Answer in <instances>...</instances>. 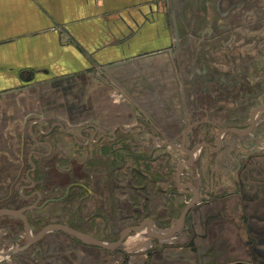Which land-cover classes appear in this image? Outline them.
<instances>
[{
  "label": "crops",
  "instance_id": "0c3cea01",
  "mask_svg": "<svg viewBox=\"0 0 264 264\" xmlns=\"http://www.w3.org/2000/svg\"><path fill=\"white\" fill-rule=\"evenodd\" d=\"M176 1L0 0V96L40 87L50 92L53 88V103L60 107L61 114L33 113L52 121L51 126L61 127L65 123L69 127L89 121L84 128L99 131L113 126L127 134L135 128L125 126L132 119L131 105L135 109L133 118L142 115L147 121L145 112L161 120L176 118L168 106L176 103V83L162 55V47L169 40V30L163 23L171 8L178 10ZM177 13L182 16L180 7ZM89 78L98 82L100 93L95 100L96 109L87 113L86 102L76 94L86 88ZM50 95L48 106L52 101ZM51 126L46 132L52 130ZM64 132L72 135L73 130ZM213 166L217 173L211 181H198L192 175L187 180L182 177L181 184H190L200 199L198 209L185 217L181 230L190 233L193 225L189 235L190 241H194L192 254L191 250L167 254L166 246H162V250L132 257V252H144L147 247L130 243L129 250L122 246L127 254L119 260L87 243L74 248L70 241L63 240L29 242L25 232L26 242L14 239L7 256L2 254L7 251L6 243H0V264H264V224L260 222L262 218H255L262 208L257 202L258 185L246 180L242 190L234 183V176L228 172V176L222 175L221 170L226 169L221 164ZM35 168L36 165L32 170ZM173 182L168 187L174 190L168 191L164 199L172 217L163 231L178 218L173 197L188 199L185 205L193 196L192 190L178 185L175 177ZM249 183L255 188H247ZM184 190H188V197ZM205 200L207 203H202ZM97 215L104 217L103 212ZM52 246L55 250H51ZM189 246L192 247L191 243Z\"/></svg>",
  "mask_w": 264,
  "mask_h": 264
},
{
  "label": "rangeland",
  "instance_id": "374dc122",
  "mask_svg": "<svg viewBox=\"0 0 264 264\" xmlns=\"http://www.w3.org/2000/svg\"><path fill=\"white\" fill-rule=\"evenodd\" d=\"M176 2H178V10L180 7L182 17L185 19L181 54L191 52V49L196 47V43H199L197 47L200 49H206L208 46L192 39L189 32L201 31L205 26H210L209 21L212 18H215V24L219 25L217 20L222 21V19H219L218 16L222 15L223 8L227 4L222 0H177ZM235 2L238 4L241 2L242 10L245 11V13L242 12V16H244L242 29L247 33L255 32L259 30L257 27L260 25L264 32V0H236ZM251 37H246L248 43L253 39ZM262 39L264 42V33ZM250 46H252L251 43L247 44L246 48ZM217 53L220 56L224 52ZM99 89L98 82L89 78L86 88L79 89L76 94V97L86 102L87 113L96 109L95 100L99 97ZM176 89L175 87V97L177 96ZM105 91L109 92V90ZM0 92L2 91L0 90ZM48 95L52 96L50 106L47 104ZM55 96L56 91L51 88L48 92L46 87L23 89L0 96V209L17 210L26 205H34V208L24 213L33 235L45 225L59 223L110 244L119 238L122 230L130 226H139L147 217L155 220L154 230L162 232L172 217L170 206L164 205L165 194L174 190L168 185L171 183L174 185L173 179L178 158L185 157L182 151L171 145L179 143L180 131L188 122L180 116L178 99H175V104L168 105L172 107L173 113L176 115V118L168 120L156 119L153 117V113L148 112H145L149 117L147 121L135 116L133 118L135 109L132 105L129 107L132 119L130 122L127 121L125 126L136 128L135 125L142 123L145 130L150 132V134L144 132V135L149 134L145 136L150 139L147 141L150 145L148 147L139 143L138 138L142 139L144 135L125 134L116 127H114L116 130L113 129V126L105 127L99 131L93 130L92 127L84 128L83 125L89 124V121L69 127L64 125L65 123L61 127L51 126L52 121L33 114L43 115L49 112L61 114L60 107L57 106V103L56 105L53 103ZM260 102L264 103V96L257 101V103ZM151 115L152 117H150ZM263 115V112L259 113L255 130L247 136H237L231 133L222 135V142L226 146L223 151L210 154L208 150L200 148L195 153L197 159L195 166H188L181 177H186L185 180H187L192 175L198 181H211L217 173L213 165H216L219 160L230 163L228 153L236 145H248L254 142L259 149L264 151ZM218 116L220 117L219 121L224 124L233 121L225 119L226 117L223 116L226 115L222 113H218ZM247 116L248 111L246 112ZM37 117L39 119H36ZM241 122L245 121L241 120ZM50 126L52 130L46 132ZM203 128H201L202 130L193 128L192 134L189 135L190 140L196 141L200 136L213 139L217 135L216 130L207 131ZM66 129H72L74 134L65 133ZM80 130L83 136L94 133L103 136L104 139L102 138L103 141H99L96 145L90 143L80 146L76 142L77 139H80ZM162 130L165 133V139L170 142L163 148L169 151L175 159L171 161L172 169L162 168V158L154 162V158L149 159L148 163L145 162L146 159L136 158L141 154L149 153L152 148L154 154L162 150V146L158 145L159 142L152 140L154 136H157L162 141ZM112 133L116 134V137L113 140L107 139L108 135L110 136ZM129 138L133 139L134 147L125 145ZM103 144L105 146H101ZM131 154H136L134 155L135 160L130 159ZM35 165L36 168L32 170ZM209 171L210 173H208ZM221 172L224 173L222 175H227L226 171L221 170ZM218 173L221 174L220 171ZM260 176H264V174ZM251 181L255 182L254 179ZM262 183L264 186V180ZM186 191L184 190L188 197L189 192ZM73 194L76 196H71ZM59 197H62V200L48 201L41 206L47 199ZM173 198L177 203L175 216H179L184 201L187 199L182 200L178 196ZM77 208L78 223L75 224L74 213ZM101 212L104 217L97 215ZM260 214H257L255 218H262L260 222L264 224V205L260 209ZM148 233L149 225L146 224L145 229L129 232L118 250L103 249V254L120 260L127 254L124 250L130 249L128 246L130 243H135L137 247L141 248L147 247L144 252L130 251L132 257L143 253L148 254L157 249L162 250V246H166L165 253L167 254L179 255L180 251L187 253V251L190 252L189 250L192 251L190 254L193 253V247L189 246L191 231L188 232L189 234L185 231H178L165 239L153 238ZM180 233L182 234L179 235ZM14 239H19V243L26 242L21 218L11 215L1 216L0 243L5 242L4 249L7 250L6 252L3 250V256L10 254L9 248L14 244ZM49 239L60 242L62 240L70 241L75 246L74 248L82 243L85 244V242L76 240L73 236L59 230L48 231L44 238L39 240V243H45ZM123 245L125 249L122 248ZM55 246H52L51 250H55ZM180 246L183 248L180 249ZM128 254L130 255V253Z\"/></svg>",
  "mask_w": 264,
  "mask_h": 264
},
{
  "label": "flooded vegetation",
  "instance_id": "af4514ba",
  "mask_svg": "<svg viewBox=\"0 0 264 264\" xmlns=\"http://www.w3.org/2000/svg\"><path fill=\"white\" fill-rule=\"evenodd\" d=\"M223 1H225L227 6L223 8L222 15L218 16L219 19H222V21L217 20L219 25L215 24V18H212L209 21L210 26H205L201 31L199 30L200 32L198 30L197 32H189V36L192 39L200 43H205L208 46L206 49H200L197 47L199 43H196V47L192 48L191 52L189 51L186 54H181V39L183 37V24L185 19L182 16H178L177 9L171 8L169 10L170 13L168 12L167 14V21L163 23L164 27H167L169 30L170 43L167 42V45L162 47V55L166 57L172 71V78L176 83V99H178L179 103L180 116L182 119L188 121L180 131L179 143L171 144L173 148H177L185 154L184 158L181 157L177 160L175 178L179 164L190 159V152L196 145L199 146L194 149L193 157L189 165L196 162L195 153L200 148L208 150L210 154H215L226 149V146L222 142V135L231 133L237 136H247L251 134L256 128L259 113L263 112L264 114V103H257V101L264 96V42L262 41L264 32L260 25L257 27L259 30L255 32H245L244 29H242V25L244 24V22H242L244 18L242 12L245 13V11L242 10L243 5H241V2L238 4L235 2L236 0H222V2ZM247 36L253 37L250 42L252 46L249 48H246L247 44H250L247 42ZM219 51H223L224 53L219 56L217 53ZM247 111L248 116L246 117ZM218 113L226 115L223 117H226L225 119L228 118V120H233L232 123L224 124V122H220ZM144 117L141 115V117L137 118L145 119ZM241 120L245 122H241ZM196 122L198 124L192 126L184 137L183 134L186 128L196 124ZM137 125L135 129H130L129 133L144 135V132H146L144 125L142 123ZM193 128L195 130H200L201 128L207 131L210 129L216 130L217 135L215 138L213 137V139L200 136L196 141L193 139L190 140L189 135L192 134ZM226 128H234L242 133H235L232 131L220 133L221 129ZM149 134L146 133L142 136V139L138 138L139 143L150 147L147 143L150 139L145 138V136ZM164 134L162 130V141L160 137L157 136H154L152 139L154 142H159L158 145L162 146V150L154 154L152 152L154 149L152 148L149 153L141 154L139 155L140 157L136 158L140 160L142 158L146 159V163L152 158H154L153 162L162 158V168L172 169L173 165L171 161L175 159L169 151L163 148L167 146V144H170V142L165 139ZM92 135L83 136L81 134L80 139L76 141L77 144L80 146L90 143L96 145L99 141H103L104 139L103 136L94 133ZM115 137L116 135L112 133L110 136L108 135L107 139L113 140ZM126 142H128L125 144L126 146H135L132 138L127 139ZM101 146L105 145L103 144ZM131 155L130 157L135 160L134 155L136 154ZM228 155L230 163H225L224 160H219L217 163L219 165L221 164L228 174L235 177L234 183L238 188H242V190L246 187V185H244L246 180L254 179V183H259L260 185L257 186L259 190L257 194L260 197L256 198L258 204L264 205V186L262 183L264 176H260L264 174V151L259 149L257 144L253 142L248 145L234 146ZM189 165H186L181 173H183L184 169ZM36 175L38 176L39 173ZM180 181L182 182L181 175ZM252 187L250 183L247 185V188L250 190L255 188ZM245 195L246 194H244V197ZM193 197L194 194L190 201L186 202L183 210L187 204L193 200ZM247 197L249 198L250 195ZM199 202L200 199L198 197L197 203L190 207L185 217H187L193 209H195L194 211L198 209L196 204ZM202 203H207V201L205 200ZM148 218L156 225L154 219L150 217L146 219ZM74 221L75 224L78 223L77 219ZM190 228L191 229L188 231L193 230L192 224ZM75 239L79 240L77 238ZM99 240L104 241L102 239ZM191 245L194 248L193 239Z\"/></svg>",
  "mask_w": 264,
  "mask_h": 264
},
{
  "label": "water",
  "instance_id": "95a60500",
  "mask_svg": "<svg viewBox=\"0 0 264 264\" xmlns=\"http://www.w3.org/2000/svg\"><path fill=\"white\" fill-rule=\"evenodd\" d=\"M194 125H196V124H193V125H191V126L186 128V130L184 131V134H183L184 137H185L186 132ZM225 131H232V132H235V133H242L239 130H236L234 128L221 129L220 133L225 132ZM198 146L199 145H196L194 147V149H196ZM194 149L190 152V155H191L190 159L188 161H186V162L180 163L178 168H177V172H176V179H177L178 185H180L181 187L188 188V189L192 190V192L194 194L193 200L190 203L187 204V206L182 211V213H181L180 217L177 219V221L173 225L168 227L166 231L156 232L154 230L153 221L148 218V219L144 220L139 226L127 227L126 229H124L121 232V234L119 236V239L116 242L107 244L104 241H101V240H99L97 238H94V237L88 235V234L82 233L80 231H77V230H75L73 228H70V227H68L66 225H62V224H59V223L45 225L41 229V231H39L38 234L30 235L31 234L30 233V227H29L28 220H27V218H26L24 213L27 210H30V209L34 208V205L33 206L27 205V206H24V207H22L20 209H17V210L2 208V209H0V217L3 216V215H11V216H17V217L21 218V220H22V222L24 224V229H25L26 236H27L29 242H37V241H39L50 230H59V231H62L64 233L68 234V235H71V236H73V237H75V238H77V239H79V240H81V241H83V242H85L87 244L94 245V246L100 247V248L108 250V251H113V250H116L117 248H119L122 245L124 238L126 237V235L129 232H131V231H140V230L145 228L146 224L149 225V233H148L149 236H151L153 238L164 239V238L169 237L170 235H172V234L184 229L185 216H186L187 212L189 211L190 207L193 204L197 203V201H198V195H197V192L195 191V189L190 184H186V185L181 184V181H180V175H181L182 169L186 165H189L191 163ZM37 194H39V193H37ZM61 198L47 199L45 202H43V204L41 206H43L48 201H56V200H60Z\"/></svg>",
  "mask_w": 264,
  "mask_h": 264
},
{
  "label": "trees",
  "instance_id": "16d2710c",
  "mask_svg": "<svg viewBox=\"0 0 264 264\" xmlns=\"http://www.w3.org/2000/svg\"><path fill=\"white\" fill-rule=\"evenodd\" d=\"M129 159V158H128ZM130 159H132L131 157H130ZM46 193H48V192H46ZM71 196H76V195H71ZM80 198L82 197V195L81 196H79ZM77 213H78V211H75V213H74V219H77L78 218V215H77ZM78 220V219H77Z\"/></svg>",
  "mask_w": 264,
  "mask_h": 264
}]
</instances>
